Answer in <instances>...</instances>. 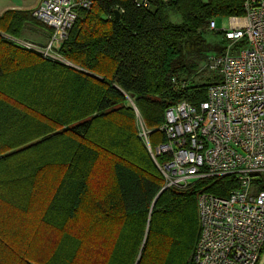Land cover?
I'll return each instance as SVG.
<instances>
[{"label": "trees", "instance_id": "trees-1", "mask_svg": "<svg viewBox=\"0 0 264 264\" xmlns=\"http://www.w3.org/2000/svg\"><path fill=\"white\" fill-rule=\"evenodd\" d=\"M244 2L97 0L57 50L67 63L0 35V210L7 209L0 264L3 253L8 264H189L200 235L199 195L226 199L240 184L225 176L165 188L128 98L152 148L165 142L157 128L167 109L206 100L208 86L196 82L200 65L225 45L207 55L210 22L244 16ZM26 25L46 27L31 11L0 17L13 37ZM40 123L50 130L42 133ZM44 218L61 238L50 256L30 257L20 246L41 240L35 229L30 244L27 228Z\"/></svg>", "mask_w": 264, "mask_h": 264}, {"label": "built area", "instance_id": "built-area-1", "mask_svg": "<svg viewBox=\"0 0 264 264\" xmlns=\"http://www.w3.org/2000/svg\"><path fill=\"white\" fill-rule=\"evenodd\" d=\"M96 1L40 0L32 17L52 30L45 44L1 35L45 59L67 63L57 50ZM134 2L144 6L149 0ZM244 20L221 30L226 43L207 60L218 80L208 85L206 100L193 105L184 99L168 108L158 129L166 141L156 148L148 142L165 188L184 190L204 178L225 176L240 184L226 199L199 195L194 264H259L264 256V0H245ZM209 29L218 31L215 19Z\"/></svg>", "mask_w": 264, "mask_h": 264}, {"label": "rangeland", "instance_id": "rangeland-1", "mask_svg": "<svg viewBox=\"0 0 264 264\" xmlns=\"http://www.w3.org/2000/svg\"><path fill=\"white\" fill-rule=\"evenodd\" d=\"M39 3H40V0H0V17L3 16V14L5 12L9 11V10H23L25 12L26 11H31L32 12V10L34 8H36L39 5ZM85 15H88V12H86ZM231 18H233V16L232 17H217V18H215V20L218 23V31H221V30H232L236 25L245 24L244 23V21H245L244 20V16L238 17V18L241 19L238 22V24L233 23ZM174 20L179 22V18L178 17H174ZM1 28L2 27H0V35H1V33H3ZM50 33L51 32H50V30L47 27H35V26L26 25L21 30V34H20L21 37H16V38L17 39L26 38V39H31V40H33L35 42L38 41V42H41V43H45L48 40V37H49ZM217 33L218 32H215V31L214 32L208 31V34H207V37H206L208 42H209V43H207V45H208L207 49L210 48V50L209 51L207 50L208 51L207 55L210 54L214 50L215 46H218L220 44H225L226 43L224 34L223 33L222 34H220V33L217 34ZM69 36H70V34H69ZM69 36H68V38H69ZM207 60L208 59H206L203 63H201V65H200L201 70L199 71V73L201 75L196 78V82L198 84H203V85L205 84L206 88H207V86L209 84H211L214 81L218 80V78L216 79L214 77L215 75L208 69V61ZM68 64L72 66V64L70 62ZM206 91H205V93H206ZM128 99L130 101V104L134 107V109L136 111V114H137V130H138V134H139L140 138L143 140L144 144L146 145V147L148 148L149 153H150L148 142L150 141L149 134L151 133V131H149L145 127V125L143 123V119L140 116V113H139L135 103L132 100H130V98H128ZM111 117L113 118V120L116 123L118 122L119 117L117 115L111 114ZM39 125L42 128V133H46V132H48L50 130L49 126L47 127V126L43 125L42 123H40ZM159 128H157V130ZM146 132H147V136L145 135ZM128 142L132 143V139L129 138ZM49 146H51V145H49ZM49 149L51 150V147ZM150 155H151V153H150ZM64 156H65L64 159H66L67 156L66 155H64ZM138 156H140V154ZM50 157L52 159L55 158L52 155ZM151 157H152V155H151ZM152 159H153V157H152ZM153 161L155 162L154 159H153ZM157 168H158V166H157ZM6 169H8V167H6ZM15 170H17V169L15 168ZM45 191H46V189L44 191L40 192L39 195L44 194ZM94 191L99 192L98 188H94ZM42 198L43 197H41L40 200ZM40 200H39V204H40ZM40 205H42V204H40ZM6 212H7V209L0 210V215L3 213L4 217H5ZM42 223H43V225L41 227H36L35 225H32V226H29L27 228V237H29V239H28L29 243H30V239H31L30 237L33 236V233H34L35 229H37L39 231V233L41 235V240L39 238H36L37 241H34L33 244L30 243L32 246L28 245L27 242H24L23 245L20 246V247L25 249L24 251H26L27 254L30 257H36L37 255H42L43 257L50 256L51 253L53 254V252H55V249L57 248L58 243H59L58 241L61 238L59 233L51 232L47 227H45V225H44L46 223V219L45 218L42 220ZM132 251H131V253H132ZM193 254H194V252H192V254L189 257V260H188L189 264H194L193 260H192ZM1 260H2V264H8V258H7V256L4 253H3V256L1 257ZM259 264H264V256L260 260Z\"/></svg>", "mask_w": 264, "mask_h": 264}, {"label": "water", "instance_id": "water-1", "mask_svg": "<svg viewBox=\"0 0 264 264\" xmlns=\"http://www.w3.org/2000/svg\"><path fill=\"white\" fill-rule=\"evenodd\" d=\"M115 16H116V20L120 19V12L119 11H115Z\"/></svg>", "mask_w": 264, "mask_h": 264}]
</instances>
